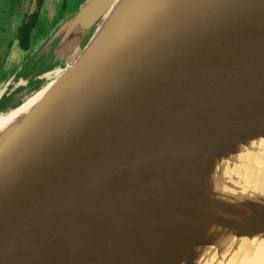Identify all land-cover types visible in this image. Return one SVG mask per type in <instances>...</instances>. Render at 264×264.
Segmentation results:
<instances>
[{
	"label": "water",
	"instance_id": "obj_1",
	"mask_svg": "<svg viewBox=\"0 0 264 264\" xmlns=\"http://www.w3.org/2000/svg\"><path fill=\"white\" fill-rule=\"evenodd\" d=\"M112 1L86 0L56 26L52 59L63 63L45 69L57 72L0 143V264H177L214 241L168 236L169 215L247 233L225 219L230 207L242 214L230 199L241 179L218 186L201 161L198 192L167 198L161 185L168 156L227 137L229 158L264 137V0H133L119 23L106 20ZM126 168L116 233L98 258V216ZM222 185L223 217L213 195ZM252 215V230L264 225V208Z\"/></svg>",
	"mask_w": 264,
	"mask_h": 264
},
{
	"label": "rangeland",
	"instance_id": "obj_2",
	"mask_svg": "<svg viewBox=\"0 0 264 264\" xmlns=\"http://www.w3.org/2000/svg\"><path fill=\"white\" fill-rule=\"evenodd\" d=\"M64 1L66 3L64 2L65 4L63 5V8H62L63 0H62V4L57 3V7H55V8L58 9V13L61 11V8H62V10H66V11L72 13L73 11H75L79 7L80 4H82L86 0H70V1L64 0ZM30 3H31V0H0V118L3 117L11 109H13L17 105H19L27 97H29L34 92H36L44 84H46L56 74L57 69H58V65L63 63L62 59H58L56 61H53V59H52V56L54 55L53 52L55 51V47L58 44V42H57L58 36H55V34H53L54 30L56 29L55 25L57 24L58 21H53L54 19L48 21L46 19L48 17H54V16L56 17V14H57L56 10L53 8L54 4H50V6L47 7L49 10H47L45 8L46 7L45 4L47 3V0H41L39 7L41 8L40 12H41L42 17H43V12L46 13L48 11L49 14L48 15L44 14L45 15L44 18L46 20L41 19L40 21H34L33 29L31 30V34H30V47L27 50H25L18 43V30L20 28L21 23L23 22V21H21V16L23 17L22 13L24 14V17L26 16V14L27 15L31 14V12L29 10ZM58 5L60 6V8L58 7ZM38 9L37 8L35 9V11L37 10L36 15H37V12L40 10V9L39 10ZM35 18H36V16H35ZM53 67H56L57 69L50 70V71H48V73L45 74V69L47 70V68H53ZM36 71H40L41 74H39L37 77L32 79V77L34 76ZM20 75L25 76L26 79H23L25 82L23 80L18 81L16 86L12 87L16 78L19 77ZM7 79H8V82L6 81ZM259 134H261V133L258 132L256 134L257 140H255V138L250 137V141H247L248 143H246V146L247 145H249V146L243 147V144H241L242 146H240V147H243V149H241V152L242 153L244 152V153L249 155V156H247V155L245 156V158H247V159L242 160V162H241V160L239 161L242 164L244 163L243 164L244 168L242 167V164H240V163L237 164L238 162L233 163L231 159H227L225 161L227 164L224 163V166H223L224 168L223 167L221 168L223 163L222 164L217 163L218 166L211 164L213 171H214V173H213L214 179L213 180L216 181V185L220 186L223 183L222 180L228 181L229 178H230V181L227 182V184L232 182L235 185H239V181L237 182V179L240 178L242 180V182L240 181V185H239L240 191H236L237 188L231 186V193L233 196L230 197L232 202H235L237 205H239V207L241 209H243L241 212L242 214L237 215L235 209L233 207H230L229 209L226 210V216L228 218L225 217V219H228L229 222H232V224L233 223H235L236 225L241 224L242 227L243 226L245 227V230L247 231L246 234H245V232L244 233H236L237 232L236 230L231 229L232 231L234 230L233 232H235V235L238 234L239 237L242 236L240 238H242L243 243H241V245L239 243V248H241V247L242 248L239 250L238 249V243L235 244V243L231 242L229 244L227 243V246H225V247L222 246V250H221V248L218 249V247L220 245L219 246L215 245V244L218 245L219 242L217 243V242L211 241L210 243L214 242L212 244L213 245L212 246V245H210L209 240L201 239V241H199L197 244H195L197 246L196 249H195V247H194V249L192 247L193 250L188 252V254L184 255L185 257L184 256L183 257L178 256L177 264H184V263L185 264H187V263H189V264H202V263L203 264H214V263L215 264H241V263L242 264H257V263L258 264H260V263L264 264V251H263V249H264V242H263L264 241V228L255 232L257 229L264 227V225H261L259 227H255V229L252 230V225L250 223V218L253 216L252 214L255 212V209L257 210L258 213H260V211H262V209L264 208V199H263V197H264V188H263V186H264V166H263L264 165L263 164L264 159H256V155L254 154L255 153L254 151H256L255 149L257 148L258 143L261 144L262 143L261 141L264 140V137H261ZM258 135L260 137H257ZM251 138H252V140H251ZM254 140H255L257 146L253 145V144H255ZM249 147L251 149H249ZM247 148L251 151L254 148V150L251 152V151H248ZM250 153H252L251 158H249ZM263 153H264V150H263ZM253 154L255 155V157H253L254 156ZM255 160L261 161V162H259L260 165L258 164L259 168H258V166H255L256 162H254L255 164L252 162ZM234 164H237V165H234ZM216 167H217V169L220 168L221 171H222V169L224 171L226 169H228L229 171L226 170V172H224V171L218 172L220 170L214 169ZM231 167H233V168H231ZM260 167H262L263 172L260 171L261 170ZM233 169H234V171H233ZM227 172L230 173V175ZM233 172H235V173H233ZM220 173H222V176H225V177L229 175L227 177L228 179H225V177H224V179L219 178L221 176ZM225 173H227V174H225ZM235 175H237L236 178H235ZM243 179L246 180L247 183H246V181L244 183ZM218 181H220V182H218ZM260 182H261V184H260ZM222 187H223V185L221 186L220 189H222ZM177 190H178V188H175L172 192H174V191L176 192ZM180 191H181V189H180ZM217 191H219V189L216 190V192ZM224 191H227L226 193H228V188H225V190L223 189V191H221V192H223L222 195L216 196L217 199L221 198L220 200H217V206L222 207L219 209L217 208L220 212V215L222 214L221 213L222 209L226 208L227 206L229 207V204L227 203V202H229V199H228V196L224 193ZM172 192L171 191L169 192L170 197L174 196L175 192L174 193H172ZM236 197H240L241 200H239ZM222 199L224 200L223 203L221 202ZM234 199L238 203L236 201H234ZM232 206H235V205H232ZM158 210L161 211L160 209H158ZM214 212H216V211H214ZM219 212H217V213H219ZM169 216L167 217L168 219H166V221L162 223V227L164 228L163 231L170 237L178 238V235H180L181 233L187 232V233L192 234V235H194V233H195V235L198 238L201 235V233L203 232V231H199V228H201L200 225L202 223L185 222V221H181L180 219H177L178 216L174 215V217H176V219L173 217L171 219L170 218L171 216L170 217ZM221 216L223 217L224 214H222ZM169 218L171 220H169ZM173 219H175V220H173ZM178 220L180 222H178ZM206 220H208V219H206ZM238 220H240V222H237ZM170 221L173 222L174 224L177 222L176 226H174V225L172 226L173 223L170 224L171 223ZM242 222H244V223L242 224ZM180 224L182 225V227H180ZM171 226H172V229H169V228H171ZM204 226L208 227L207 229L210 230V231H208V233H206V235L207 234L213 235L214 240L216 239V237H218L219 235L222 234V232L220 231L218 226H215V225L214 226L213 225H204ZM166 228L168 230H170L171 232L173 231V228L174 229L176 228V230H175L176 232L173 231L170 234V231H168ZM231 230H230V232H232ZM262 230H263V232H261ZM250 231H251V233H249ZM252 238L256 239L257 242H251V241H255ZM258 239L260 240L259 242H261V240H262V242L260 243V246L258 243ZM244 240H245V242H244ZM246 240H247V242H246ZM204 241L206 243H204ZM256 243H258V244L256 245ZM203 244H204V246H203ZM206 244H208V246ZM229 247H230V249H229ZM254 247L256 249H254ZM259 247H261V248H259ZM173 248L175 249L174 251H173ZM177 248L178 247L175 245H168V246H166V250H167L166 252L168 253V251H172V256H174L178 252ZM200 248H201V250H200ZM202 248H204L205 251L202 250ZM216 248L218 249V252H217ZM238 250H239V252H238ZM187 255H188V258H187ZM197 255H199V256H197ZM206 257H208V258L206 259ZM173 264H176V263H173Z\"/></svg>",
	"mask_w": 264,
	"mask_h": 264
},
{
	"label": "bare ground",
	"instance_id": "obj_3",
	"mask_svg": "<svg viewBox=\"0 0 264 264\" xmlns=\"http://www.w3.org/2000/svg\"><path fill=\"white\" fill-rule=\"evenodd\" d=\"M133 0H113L112 2H111V4L109 5V7H108V11H107V16H106V20L107 21H114L115 23H119L120 21H121V16H124L125 14H127L132 8H131V6H132V2ZM131 8V9H130ZM130 9V10H129ZM129 10V11H128ZM43 92V89H38L36 92H34L32 95H30L29 97H27L25 100H23L19 105H17L16 107H14L13 109H11L9 112H7L3 117H1L0 118V143H1V141H3V139H5L8 135H9V133L14 129V127H15V125L18 123V121L21 119V117L24 115V113L30 108V106L36 101V99L41 95V93ZM261 128L263 129L264 128V124L260 127V130H261ZM260 136H261V134H259ZM257 136V137H260V136ZM231 136H232V134H231ZM227 137H224V138H222V140L220 141V143H219V146H217V145H215V147H217V149H209V146H208V148H205L204 146L202 147V149L200 150V149H198V150H196V151H191V150H189V151H186V153H181V152H179L178 154H176V155H174V156H168L169 158H168V160H167V162H166V165H165V168H164V171H163V180H162V182L164 183V185H161L162 186V188L164 187V189L166 190V197L167 198H169L170 197V195H169V192L171 191H173L175 188H178L179 190L181 189V192L183 191V190H185V192L186 193H189V192H191L190 191V189H192V188H194L195 187V189L194 190H196L197 192H198V188H199V186H200V181H201V179L203 178V176L202 175H200V170H198V168H197V166L199 165V169H201V167L203 168V170H204V167L202 166V165H200L201 164V161H206V163H207V169L209 168H212V166H211V164H213V165H215V166H218L217 165V163L218 164H222V166H221V168L224 166V163L225 164H227L225 161L227 160V159H231L232 160V162L233 163H237V164H239L240 162V160H241V162H242V160H244V159H247V158H245V156L247 155V156H249L248 154H246V153H242V152H240V154H235V156H232V157H229L228 158V156H224V152L223 151H221V149H219V147H220V145H222L223 143H224V141H225V139H226ZM252 138H255V140H257L256 139V136H254V137H252ZM252 138H251V140H252ZM255 140H254V142H255ZM250 141V140H249ZM253 142V143H254ZM262 143L261 144H259L258 143V146H257V144H256V142H255V144H253V145H256L257 146V148L255 149L256 151H254L255 153V155H256V159H264V153H263V150H264V140H262L261 141ZM230 143L232 144V143H234V142H232V141H230ZM246 143H248V142H246ZM246 143L245 144H243V147H247V146H249V145H247L246 146ZM227 145L225 146V147H229V142H227L226 143ZM250 144V143H249ZM252 144V143H251ZM251 146V145H250ZM243 147H241L242 149H243ZM255 148V147H254ZM254 148H253V150H254ZM223 149V148H222ZM248 149V148H247ZM249 149H251L250 147H249ZM248 149V151H251V150H249ZM246 150V149H245ZM252 150V151H253ZM259 152H258V151ZM251 151V152H252ZM212 152H217V156H222L221 158H218L217 160H214L213 161V163H211L210 161H209V159L211 158V156H209L208 154L209 153H212ZM246 152V151H245ZM258 152V153H257ZM257 153V154H256ZM253 154V155H254ZM252 153H250V157L249 158H251L252 156ZM255 155L253 156V157H255ZM249 160V159H248ZM247 160V161H248ZM253 163L254 162H256V164H255V166H258V168H259V165H260V163L259 162H261V161H259V160H255V161H252ZM251 162V163H252ZM229 163V162H228ZM246 163V162H245ZM237 164H234V165H237ZM240 164H242V163H240ZM244 164V163H243ZM242 164V167L244 166ZM247 164V163H246ZM259 164V165H258ZM262 164V163H261ZM263 164H264V161H263ZM253 165V164H252ZM241 166V165H240ZM247 166V165H246ZM254 166V165H253ZM264 166V165H263ZM227 167V166H226ZM224 168V167H223ZM231 168H233V167H231ZM244 168V167H243ZM213 169V168H212ZM214 169H217V167L216 168H214ZM230 169V168H229ZM235 169V168H234ZM234 169H233V171H234ZM260 171H262V167H260ZM217 170H220V168L219 169H217ZM216 170V171H217ZM227 171H229L228 169H226ZM226 170L224 171L223 169H222V171L220 170V171H218V172H226ZM236 170V169H235ZM175 173V174H173V173ZM251 172V171H250ZM249 172V173H250ZM263 172V171H262ZM228 173V172H227ZM227 173H225V174H227ZM232 173V172H231ZM233 173H235V172H233ZM119 174L120 175H118V179L116 180L117 182H116V186H115V189H114V193H113V196L110 198V201H109V205H108V207L103 211V212H101V214L98 216V219H99V223H100V225H99V235H98V237H97V245H96V247H95V249H96V256L99 258L100 256H102V252H104L105 253V250H106V248H107V246L109 245V243L111 242V240H112V238H113V236H114V234L116 233V223H117V218L119 217V214H120V211H121V209H122V206H123V204H124V200H125V195H126V189H127V187H128V183H129V180H130V176H131V170L130 169H123L121 172H119ZM221 174V176L219 177V178H221V179H224V177L225 176H222V173H220ZM224 174V175H225ZM229 175H230V173H228ZM251 174V173H250ZM249 174V175H250ZM258 174V173H257ZM213 176H212V178L214 179V174H212ZM228 175V176H229ZM238 175V174H237ZM237 175H235V178H236V176ZM260 175V174H259ZM228 176H226L225 177V179H228L227 177ZM232 176V175H231ZM242 176V175H241ZM262 176V175H261ZM223 177V178H222ZM234 177V176H233ZM239 177V176H238ZM263 177V176H262ZM242 178V177H241ZM230 179V178H229ZM228 179V181H226V182H229L230 180ZM238 179H240V178H238ZM176 180V184L174 185V186H172L171 185V181H175ZM210 180H211V177H210ZM218 180V179H217ZM220 180V179H219ZM223 181V180H222ZM243 181H244V179H243ZM218 182H220V181H218ZM241 182H242V180H241ZM156 182H154L152 185H150V191H151V189L153 188V186H154V184H155ZM246 183H247V181H246ZM221 184V183H220ZM249 184V183H248ZM256 184V183H255ZM260 184H261V182H260ZM250 186V185H249ZM263 186V185H262ZM261 186V187H262ZM247 187V186H246ZM255 187V186H254ZM190 188V189H189ZM263 188H264V186H263ZM223 187H222V189H219V191H217L216 192V190H215V192H213V195L216 197V196H219V195H222L223 194V192H221V191H223ZM260 189V188H259ZM254 190V189H253ZM258 190V189H257ZM260 191V190H259ZM262 191V190H261ZM175 192V191H174ZM174 192H172V193H174ZM227 192V191H226ZM257 192V191H256ZM255 192V193H256ZM192 194V193H191ZM174 195H175V193H174ZM257 196V195H256ZM172 197H174V196H172ZM217 198V197H216ZM260 198V197H259ZM221 199V198H220ZM220 199H218V200H220ZM227 200V199H226ZM225 200V201H226ZM223 199H222V203H223ZM228 203V202H227ZM219 204V203H218ZM253 207V206H252ZM166 208V206L162 209V208H159L158 207V209H160V210H164ZM217 208L219 209V208H222L221 206H217ZM168 209V208H167ZM208 209V208H207ZM209 211L208 212H211L212 210L211 209H208ZM207 212V213H208ZM219 215H220V212L218 213ZM222 215V214H221ZM171 216V217H170ZM169 217L172 219V217L173 218H175L176 219V217H174V215H170ZM209 216V215H208ZM169 218V220H171ZM168 219V218H167ZM175 219H173V220H175ZM177 219H179V218H177ZM232 219V218H231ZM206 220V219H205ZM171 222V221H170ZM176 222V221H175ZM178 222H180L179 220H178ZM173 222H171L170 224H172ZM177 223V222H176ZM176 223L174 224H172V226L174 225V226H176ZM194 223V222H193ZM169 225V224H168ZM172 226H171V228H169V229H172ZM180 227H182V225L180 224ZM200 227L201 228H199V231H203L202 233H201V235L200 236H205L206 235V233H208V231H210V230H208L207 228L208 227H206V226H204L203 224H201L200 225ZM195 228V227H194ZM167 229V228H166ZM179 229V228H178ZM168 230V229H167ZM176 230V228L174 229L173 228V231H175ZM168 231H170V230H168ZM172 231V232H173ZM221 232H222V234L221 235H219L218 237H216V239L214 240V242H219L218 243V245L217 244H215L216 246H219L218 247V249H220L221 248V250H222V246L223 247H225V246H227V243L229 244V243H231V242H233V243H238V249L240 250L241 248H239V243H240V245H241V243H243V241H242V238H240V237H242V236H240V237H238V236H236V235H229V233H225V231H223V230H220ZM232 231V230H231ZM234 231V230H233ZM232 231V232H233ZM171 231H170V234L172 233ZM176 232V231H175ZM235 233V232H234ZM208 235V234H207ZM200 236L198 237V238H200ZM249 238V237H248ZM247 238V239H248ZM256 238V237H255ZM259 238V237H258ZM253 239V238H252ZM253 240H255V241H251V242H257L256 241V239H253ZM229 241V242H228ZM260 240L258 239V243H259V246H260V243L262 242V240H261V242H259ZM211 241L209 240V243H210ZM213 242V243H214ZM244 242H245V240H244ZM246 242H247V240H246ZM264 242V241H263ZM204 243H206L205 241H204ZM213 243H210V245H212ZM258 243H256V245L258 244ZM111 244V243H110ZM251 244V243H250ZM255 244V243H254ZM207 246H208V244H206ZM232 245V244H231ZM203 246H204V244H203ZM213 246V245H212ZM244 246V245H243ZM262 246V245H261ZM206 247V246H205ZM256 247V246H255ZM254 247V249H256ZM210 248V247H209ZM259 248H261V247H259ZM178 249V248H177ZM194 249V248H193ZM192 249V250H193ZM196 249V248H195ZM217 249V248H216ZM215 249V250H216ZM218 249H217V252H218ZM229 249H230V247H229ZM253 249V250H254ZM172 250V249H171ZM175 249L173 248V251H174ZM200 250H201V248H200ZM202 250H204V248H202ZM224 250V249H223ZM239 250H238V252H239ZM167 251V250H166ZM199 251V250H198ZM205 251V250H204ZM203 251V252H204ZM256 251V250H255ZM263 251H264V249H263ZM216 252V251H215ZM201 253V252H200ZM222 253V252H221ZM247 254V253H246ZM197 256H199V255H197ZM205 256V255H204ZM209 256V255H208ZM236 256V255H235ZM258 256V255H257ZM185 257V256H184ZM203 257V256H202ZM213 257V256H212ZM187 258H188V255H187ZM208 257H206V259H207ZM203 259V258H202ZM230 259V258H229ZM255 259V258H254ZM184 260V259H183ZM213 260V259H212ZM190 261V260H189ZM188 261V262H189ZM232 261V260H231ZM187 262V261H186ZM206 263V262H205ZM249 263V262H248ZM185 264V263H184ZM187 264H189V263H187ZM203 264V263H202ZM215 264V263H214ZM242 264V263H241ZM258 264V263H257ZM261 264V263H260Z\"/></svg>",
	"mask_w": 264,
	"mask_h": 264
},
{
	"label": "trees",
	"instance_id": "obj_4",
	"mask_svg": "<svg viewBox=\"0 0 264 264\" xmlns=\"http://www.w3.org/2000/svg\"><path fill=\"white\" fill-rule=\"evenodd\" d=\"M39 5H40V0L38 1L37 9L39 8ZM36 11L33 14L29 15L30 18L28 21L22 22L18 30V43L25 50H27L30 47V34H31V30L33 29Z\"/></svg>",
	"mask_w": 264,
	"mask_h": 264
},
{
	"label": "crops",
	"instance_id": "obj_5",
	"mask_svg": "<svg viewBox=\"0 0 264 264\" xmlns=\"http://www.w3.org/2000/svg\"><path fill=\"white\" fill-rule=\"evenodd\" d=\"M70 1V0H69ZM65 1L63 0V4H62V0H47V3L45 4L46 5V9L47 10H49L47 7L48 6H50V4H54V6H53V8L56 10V12H57V14H56V17L54 16V17H48V18H46L48 21L49 20H52V19H54L53 21H58L57 22V24L55 25V26H57L61 21H63L67 16H69L70 14H71V12H68V11H66V10H62V8H63V5L66 3H64ZM57 3L58 4H62V8H61V11L58 13V9L57 8H55V7H57ZM58 7L60 8V6L58 5ZM40 9V10H39ZM39 11L37 12V15H36V18H35V21H40L41 19H45L44 17H45V15L44 14H46V15H48L49 13H48V11L46 12V13H44L43 12V17L41 16V8L39 7ZM53 9V10H54ZM65 11V12H64ZM68 12V13H67ZM22 15H24L23 13H22ZM22 17V16H21ZM45 19V20H46ZM46 73H48V71L46 72ZM45 73V74H46ZM23 79H26V78H21V79H19L18 81H21V80H23ZM7 82H8V79L6 80ZM18 81H16V83H15V85L14 86H16V84H17V82ZM24 81V80H23ZM25 82V81H24ZM14 86H12V87H14Z\"/></svg>",
	"mask_w": 264,
	"mask_h": 264
},
{
	"label": "flooded vegetation",
	"instance_id": "obj_6",
	"mask_svg": "<svg viewBox=\"0 0 264 264\" xmlns=\"http://www.w3.org/2000/svg\"><path fill=\"white\" fill-rule=\"evenodd\" d=\"M40 2H41V0H40ZM37 3H38V0H37V2H36V8H37V5H38ZM34 12H35V10H34ZM34 12H32L31 14H33ZM31 14H30V15H31ZM29 18H30L29 15L26 14L25 17H24V15H23V17H21V21H28ZM21 24H22V23H21Z\"/></svg>",
	"mask_w": 264,
	"mask_h": 264
}]
</instances>
